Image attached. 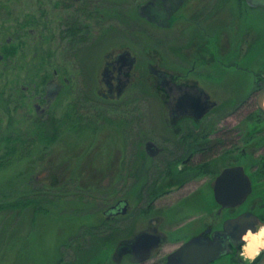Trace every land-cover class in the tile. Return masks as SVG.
Here are the masks:
<instances>
[{"label": "flooded vegetation", "instance_id": "af4514ba", "mask_svg": "<svg viewBox=\"0 0 264 264\" xmlns=\"http://www.w3.org/2000/svg\"><path fill=\"white\" fill-rule=\"evenodd\" d=\"M127 1L0 0V111H11L13 138L28 136L29 124L39 120L42 126L57 122L61 135L55 143L63 141L62 135L78 133L79 114L94 111L102 114L106 138L107 126L117 128L104 181L109 199L99 207L105 222L97 233L102 234H94L92 226L83 236L66 237L55 264H169V256L186 242L205 233L213 238L228 220L248 214L253 228L264 223V112L258 106L264 40L245 16L239 19L227 9L229 0L139 3L140 19L167 35L132 21L127 30ZM238 1L243 14L264 10L256 0ZM231 29L240 31L235 43ZM146 30L151 44L138 36ZM192 30L199 38L187 37ZM116 38L124 43L110 48ZM251 54L256 68L244 67ZM163 61L164 67L158 66ZM98 66L105 87L97 89L101 99L90 87ZM235 70L250 73L251 80L225 94V102L217 101V79ZM144 79L152 82L153 96L139 88ZM240 111H248L245 121L229 123ZM240 167L247 179L233 173L217 185L226 170ZM157 237L160 242L151 248ZM236 241L208 264H247ZM172 242L175 249L167 251ZM97 247L109 253L103 262L95 256Z\"/></svg>", "mask_w": 264, "mask_h": 264}, {"label": "rangeland", "instance_id": "374dc122", "mask_svg": "<svg viewBox=\"0 0 264 264\" xmlns=\"http://www.w3.org/2000/svg\"><path fill=\"white\" fill-rule=\"evenodd\" d=\"M131 1L134 3L130 4ZM142 1L144 0L127 1V30H130L134 23L136 27H140L139 25L142 24L141 26L144 29H149V31L152 32L153 26L146 24L137 15V5ZM238 3L239 1L236 3V0H229L227 9L234 10L235 13L231 11L223 12V19L232 16L230 13H234L239 19H241L242 16H245V21L247 20L248 23L250 22L251 26L254 28L256 37L259 36L264 40V10L258 9L249 11L250 14H243L238 9ZM227 9H225V11H229ZM229 22H231V20H223L222 24H227ZM167 31L168 30H161L156 32L161 35H167ZM229 31L231 42L235 43L240 36V31H234L232 29ZM143 32L141 33L138 31V36H142L145 44H151L150 36L145 34L148 30L144 33ZM113 33L117 34V32ZM187 37L199 38V35H196L192 30ZM127 42H129V39ZM121 43H124L122 38L111 39L108 42V44L111 45L110 48L118 46ZM254 59L255 54L249 55L245 59L246 63L244 67H253L254 63L256 64L257 61ZM158 66L164 67V61ZM101 69L102 68L99 66L96 68L95 71L99 75L98 77L95 75L96 82H93L90 85L91 91H93L92 89L94 88L96 98L100 99L101 96L97 95V89H105L104 84L101 83L99 77ZM144 73L145 75H148L147 72ZM250 76V73L247 74L241 70H235L230 71L226 76H222V79L219 77V79H217L218 83L215 86L221 93L215 95L214 98L217 101L225 102V99L228 98L225 94H230V90L237 91L242 87H245L248 80H251ZM142 82L144 83L139 86V88L144 87V89H142L143 94L145 96H153L155 89L152 82L147 79H144ZM204 84L209 90L213 89V86H210L208 80H204ZM237 101L240 102L241 100L237 99ZM102 103H104L102 100L101 102L95 101L94 108L96 109ZM143 107L146 108L145 102L143 103ZM225 109L226 110L224 111H230L228 108ZM246 112L248 111H240L238 119L232 116L233 118H230L231 120H229V123H243L247 117ZM10 113L11 111H0V154L4 149V143L1 140L11 132V129L9 128ZM97 113L98 112L94 111L92 114L88 115L90 118L94 117V125L91 124L83 134H79V132H70L66 135H62L63 141L55 143L46 150L38 148L28 158L20 162H15L6 170L1 171L0 194H7L14 199L17 194L19 195L24 192L28 194L36 192L41 193L46 189L51 192V187L56 186L57 189L59 188L58 186L67 185L72 178L76 182H78L76 180V178H78L79 182L86 183V185H96L103 188L105 179L109 177L107 168L110 166L109 162L114 156V144L118 140V137L113 131V129L117 130L114 124L112 126H107L108 128H111V136L106 138L107 129H105L104 121L102 122V114L96 115ZM17 114L22 115L23 113L16 112L15 115ZM17 117L21 116L17 115ZM97 119L99 123H97ZM32 126L34 125L29 124L30 132L32 131ZM21 128L22 125L18 127V130ZM66 140H68V142H66ZM43 150L44 152H42ZM117 166L118 164H114L111 167V171L113 170V172H115ZM111 181H114V175L112 176ZM112 184L113 183L110 184L111 188L115 186L117 188L116 190H119L120 187L118 184H114L113 186ZM56 189L52 191H56ZM104 189V194L109 192L105 187ZM71 196V193H66L64 199L70 200ZM111 197L113 198V194L110 195V198ZM108 199L109 197H106L105 200L100 202L102 203L101 205L92 202L90 205L80 206V204H77L76 202H71L70 204H67L68 207L65 208V211L49 207L50 211L52 210L49 214H35L34 210L29 208L21 215H18L16 211L12 218L9 215H0V264H55L60 256V247L66 237L83 236V234H86L85 231H87V228L92 226L96 229L94 234H102L101 231L97 233V230L103 227V224L98 227L95 226L98 225L97 223L101 220H97L95 216H91V219H84L81 214L98 211L99 207L101 208L104 203H108ZM207 202L209 205L213 204L210 195L207 196ZM75 211H77V213ZM177 236L178 234H171V238H176ZM95 242L98 243L97 240ZM172 244L173 242L165 249L167 251L175 249V246ZM97 246H99V244ZM97 248L95 256L100 259V262H103L104 258L107 257L109 253L101 247ZM81 254L82 253H80V255ZM152 263L153 262L150 261L147 264Z\"/></svg>", "mask_w": 264, "mask_h": 264}, {"label": "trees", "instance_id": "16d2710c", "mask_svg": "<svg viewBox=\"0 0 264 264\" xmlns=\"http://www.w3.org/2000/svg\"><path fill=\"white\" fill-rule=\"evenodd\" d=\"M86 115L79 114L77 128L79 134H83L93 124L94 117L88 118ZM97 123H99L98 119ZM41 124L39 120H36L34 126L31 127L32 131H28V136L23 138L14 136L13 138V135L9 134L1 140L4 143V149L0 154V172L6 170L13 163L28 158L38 148L44 150L50 148L59 139L61 132L58 129L57 122L47 123L45 126ZM76 180L78 182L72 178L70 179L71 182H68L69 185L58 186L61 189H56V186H53L51 187V192L48 189L43 190L41 193L28 194L24 192L19 195L17 194L14 199L7 194H0V215L5 214L12 218L16 211L18 215H21L29 208L33 209L35 214H49L52 211H50L49 207L65 211V208L68 207L67 204L71 202H76L80 206H83L90 205L92 202L100 203L106 199L104 187L89 186L86 183L79 182L78 178ZM54 189L56 191H52ZM66 193L72 194L70 200L64 199ZM75 212L77 213V211ZM81 216L84 219H91V216H95L97 220H101L97 223L98 225H95L96 227L104 224L105 218L102 217L100 211L86 212L81 214Z\"/></svg>", "mask_w": 264, "mask_h": 264}, {"label": "water", "instance_id": "95a60500", "mask_svg": "<svg viewBox=\"0 0 264 264\" xmlns=\"http://www.w3.org/2000/svg\"><path fill=\"white\" fill-rule=\"evenodd\" d=\"M252 0H247L248 3H252ZM257 3L255 6L264 7V0H256ZM151 5V3L146 4L144 7L147 8ZM150 21H152L149 15L146 16ZM162 24L164 26L168 25V18L162 19ZM258 106L264 112V82L262 87V92L258 97ZM239 173L242 177L246 178L243 169L234 168L226 170L217 185H219L226 177L230 174ZM247 179V178H246ZM250 188V189H249ZM249 192L251 191V186L249 185ZM217 198L219 199V195L217 194ZM245 198V197H241ZM242 200V199H240ZM239 200V202H241ZM222 202V201H221ZM248 214H243L235 219L228 220L221 231L215 232L213 234V238L207 237V233L194 237L180 248H178L174 253L169 256L170 263L169 264H208L227 252V245L223 243L225 235H231L234 239L238 240L246 231L250 228L255 230L251 225H248ZM160 242L159 237L151 241V248H155ZM150 252V251H149ZM143 258V260L149 258L150 253ZM264 259V257L262 258ZM260 264V262L258 263ZM264 264V261L261 262Z\"/></svg>", "mask_w": 264, "mask_h": 264}, {"label": "clouds", "instance_id": "9594fccd", "mask_svg": "<svg viewBox=\"0 0 264 264\" xmlns=\"http://www.w3.org/2000/svg\"><path fill=\"white\" fill-rule=\"evenodd\" d=\"M223 243L230 245L237 243L231 235H225ZM240 247V255L247 262V264H257L258 258L264 256V223H257L255 230L248 229L238 241ZM264 259L260 260L261 262Z\"/></svg>", "mask_w": 264, "mask_h": 264}]
</instances>
